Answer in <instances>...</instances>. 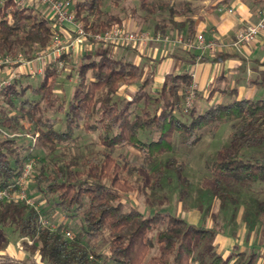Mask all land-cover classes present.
I'll return each instance as SVG.
<instances>
[{"label":"trees","instance_id":"16d2710c","mask_svg":"<svg viewBox=\"0 0 264 264\" xmlns=\"http://www.w3.org/2000/svg\"><path fill=\"white\" fill-rule=\"evenodd\" d=\"M136 1L145 17H161L154 23L153 34H168L170 29L182 31L184 34L178 35L185 40L193 39L194 22L177 21L192 13L190 0ZM103 7L104 0H75L72 11L76 21L92 33L122 26V20ZM52 21L16 0H0V55L22 54L28 60L37 57L53 41L56 29ZM74 72L76 82L67 104L54 94L61 70L53 65L46 67L37 86L14 82L4 88L3 105L14 114L1 110L0 125L14 133L23 130L25 122L38 143L52 149L77 142L74 134L80 129L97 134L98 150L69 158L62 152L48 163L42 161L33 177L35 191L51 196L65 218H81L80 232L68 240L65 225L51 231L38 222L34 208L0 200V251L8 246L7 230L11 229L18 238H28L32 243L25 247L47 264H224L220 255L211 252L217 235L214 228L194 226L164 212L146 217L135 208L125 209L122 196L137 192L147 202L146 190L159 187V180L168 173L182 187L180 197H187L184 163L173 156L174 135L192 147L201 140V131L231 123L230 141L216 152L208 167L210 177L202 180L201 188L222 205L238 206L241 189L264 181V158L257 162L238 158L242 150L264 141V100L212 104L197 115L192 107L187 111L189 120L183 121L177 114L184 110L185 93L192 84L188 73L166 74L160 88L150 94L151 73L122 58L84 57ZM123 86H136L131 99L118 97ZM27 91L32 98L26 96ZM50 110L63 114L62 120L51 118ZM120 148L135 150L140 160L130 161ZM30 158L29 146L15 138L0 137V190L16 182ZM255 213L264 215V201L257 203ZM83 239L94 243L88 246ZM100 239L109 245L105 256L95 246ZM232 257L233 264H255L257 259L255 253L245 252H233ZM0 264L15 263L2 260Z\"/></svg>","mask_w":264,"mask_h":264},{"label":"rangeland","instance_id":"374dc122","mask_svg":"<svg viewBox=\"0 0 264 264\" xmlns=\"http://www.w3.org/2000/svg\"><path fill=\"white\" fill-rule=\"evenodd\" d=\"M74 1L75 0H70L71 4H73ZM181 1L182 0H176V3H180ZM202 1L203 0H190L196 12L202 9ZM38 5L39 8H42L41 10L36 8V6H32V8L37 9L41 15L52 19L51 16L48 15V11L40 4ZM103 10L117 15L122 20V26L127 30H132L128 25L134 26L139 30H152L155 21L161 18L159 15L154 18L145 17V15L139 10L136 0H104ZM131 11H134L135 13L132 14ZM52 23H54V21H52ZM56 30L62 32L60 33L62 39L67 38L63 35V31H68L73 34L71 29L64 26L57 25ZM110 47L117 49H135L126 46H104L94 42H84L83 44L78 45L74 52L64 56V65L61 69V74L57 78V85L54 92L55 96L60 101H64V103L67 104L76 82L74 70L76 66L82 62L84 57H87V60H96L102 55H112L114 58L121 59L119 54L113 55L109 53ZM126 59L131 61V58ZM13 67L14 66L8 69L12 71L11 68ZM8 69L0 70V84L11 81L17 82V85L23 87L27 85L37 86L42 78L41 76L30 78L24 73V71L19 70L17 72L18 74H21L19 75V79H15V81L10 76V70ZM135 91L136 86L131 88L123 86L119 89L118 97L123 98V100H129ZM147 91L150 94H154L156 88L151 85L147 88ZM26 96L32 98L29 91L26 92ZM3 99L0 91V111L7 112L8 115L14 114L13 110H10L3 105ZM220 103H227V101ZM207 105L208 104L204 98H195L192 105L194 115L202 113ZM49 116L58 120H62L63 118V114H55L53 113V110H50ZM177 116L183 121H188L190 118L189 112L184 111L183 109L177 114ZM0 120H2L1 114ZM60 127V123H57L56 128L59 129ZM261 130V134L264 136V123L262 124ZM231 132V123L222 124L211 131L210 129H205L201 131V140L192 147L184 145L180 136L175 134L173 139V156L184 163V176L189 182V187L187 188L188 196L181 198L179 192L182 187L178 184L173 175L165 173L159 180V187L146 190L147 202L146 197L137 192L124 194L122 196V203L125 209L135 208L146 217L151 216L156 211L179 216L191 225L214 228L217 233V238L225 237L232 244V252L242 251L247 254L255 253L256 255H260V247L264 245V215H257L255 212L257 203L264 201V181L256 182L247 188L241 189L238 194L239 204L236 207L228 204L222 205L218 199L209 196L201 188L202 180L210 177V171L208 169L209 165L213 162L216 152L221 147L228 145ZM14 133L16 134L15 140L17 142L22 143L25 147L29 146L30 159L34 160L33 177L37 175L42 161L48 163L50 159L55 156L58 157L62 152L65 153L68 158L80 157L88 155L100 148L97 134L94 132L85 133L83 129L76 131L74 134V137H78L77 142L66 143L63 146L54 149L41 146L38 141L32 146L31 141L27 137L28 135H32L31 127L25 122L23 123V130ZM119 152L132 162L140 160V156L133 149L120 148ZM238 158L242 161L249 162L260 161L264 158V141L259 146L242 150ZM165 159L166 156L161 158V161H164ZM29 187L40 212L43 213H41L42 216L56 226L65 225V232H70L73 237L76 233L80 232L81 218H65L59 208L54 205L51 196L46 197L35 191L33 180ZM7 232L9 243L4 250L0 251V261L11 260L15 264H47L40 259L37 252L32 253L25 246L23 250H19L16 247V243L19 240L17 233L13 232L11 229H8ZM254 234L257 236L254 237ZM83 242L88 246H92L94 243L86 239H83ZM95 246L102 256L109 253V245L105 239L97 241ZM229 247L230 246H227V248ZM200 250L201 249L196 250L195 256L198 255ZM211 252L214 255H220L221 258L224 256V253H218L216 251L215 245H213ZM223 259H225V261ZM223 259L224 264H231V257H223ZM210 260V257H208L207 261L209 262Z\"/></svg>","mask_w":264,"mask_h":264},{"label":"crops","instance_id":"0c3cea01","mask_svg":"<svg viewBox=\"0 0 264 264\" xmlns=\"http://www.w3.org/2000/svg\"><path fill=\"white\" fill-rule=\"evenodd\" d=\"M16 1L22 3L21 6L39 8L35 0ZM222 1L224 3L221 6L232 9L233 13L217 11V4ZM202 3V9L198 12L192 5V13L188 17L178 18L177 21L182 23L192 20L195 29L193 39L197 35H202L206 40H212L218 44H231L241 28L258 21L260 12L264 8V0H203ZM128 26L132 28L130 31L154 35L152 30H139L134 26ZM167 32L171 36L184 34L182 31L170 29ZM63 35L67 37L69 32L63 31ZM109 53L119 54L120 58L125 60L131 58V61H127L143 67L146 73H151L152 86L156 88V91L160 88L166 74L188 73L192 77V84L196 86V98H204L207 106L228 104L242 99L264 100V32L255 41L243 46L240 51L231 47L204 51L186 49L183 45L175 43H154L141 45L135 49L110 47ZM19 70L22 69L17 71ZM226 101L227 103H220ZM256 236L254 234V237ZM213 245L216 246L218 253H224L223 257H231V264H233L232 244L227 238L216 237ZM227 246L230 247L227 248ZM260 248V255H257L255 264H264V245Z\"/></svg>","mask_w":264,"mask_h":264},{"label":"built area","instance_id":"2783aa9c","mask_svg":"<svg viewBox=\"0 0 264 264\" xmlns=\"http://www.w3.org/2000/svg\"><path fill=\"white\" fill-rule=\"evenodd\" d=\"M38 4L43 6L48 15L51 16L54 23L52 27L56 29V26H64L73 31V34L69 32V36L66 39H62L60 32L54 31L52 43L43 50L37 57L28 60L22 54L17 55H0V70L8 69L14 66L12 71L10 69L9 74L13 80H18L19 75L17 69H22L27 76L34 78L36 76H43L45 69L49 65L57 67L61 70L64 65V56L74 52L77 46L84 42H94L102 44L104 46H126L131 48H137L138 46L154 43H175L183 45L186 49H199L204 51H216L222 50L226 47H231L236 51L255 41L258 36L264 32V8L261 10L258 21L255 24L247 25L241 28L235 35L231 44H218L212 40H206L202 35H197L195 39L185 40L181 35L171 36L169 34L156 33L150 35L141 31H130L123 26L113 25L109 29L103 32L92 33L84 28L81 22H77L72 11V4L70 0H35ZM22 5V3H18ZM218 12L233 13L232 9L226 7H218ZM15 80V81H16ZM14 82L8 81L0 84V91L8 87ZM196 86L191 84L185 93L184 99V111H188L192 108L195 101ZM15 133H9L0 125V137L15 138ZM31 141V145L34 146L37 141V135L27 136ZM34 160L29 159L23 166L21 174L18 176L16 182L9 188L0 190V200L20 202L32 207L38 214V222L51 231L57 229V226L50 222L47 218L42 216L39 211V207L36 204L35 198L30 191V184L33 180ZM66 239H72L70 232H64ZM31 241L26 238H19L16 243V247L19 250H23L25 244L31 245Z\"/></svg>","mask_w":264,"mask_h":264}]
</instances>
